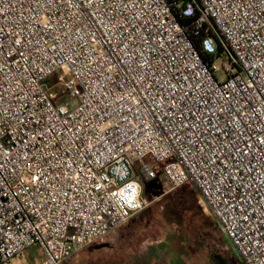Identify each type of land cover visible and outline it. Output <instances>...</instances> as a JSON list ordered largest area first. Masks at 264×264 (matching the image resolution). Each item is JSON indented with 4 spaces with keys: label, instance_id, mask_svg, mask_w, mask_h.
<instances>
[{
    "label": "built area",
    "instance_id": "built-area-1",
    "mask_svg": "<svg viewBox=\"0 0 264 264\" xmlns=\"http://www.w3.org/2000/svg\"><path fill=\"white\" fill-rule=\"evenodd\" d=\"M149 183L264 264V0H0V264L67 262Z\"/></svg>",
    "mask_w": 264,
    "mask_h": 264
},
{
    "label": "rangeland",
    "instance_id": "rangeland-1",
    "mask_svg": "<svg viewBox=\"0 0 264 264\" xmlns=\"http://www.w3.org/2000/svg\"><path fill=\"white\" fill-rule=\"evenodd\" d=\"M224 76L223 71L216 74L219 79ZM56 78L57 75L51 80L55 82ZM143 192L148 205L142 212L143 218L127 221L138 224L139 229L126 235L129 240L125 246L111 243L104 251L98 246L103 241L118 240L120 227L63 264H120L124 256L138 254L150 244L151 257L159 264H243L229 240L220 233L215 218L205 211L192 185L160 195L158 189ZM40 258L39 249L34 246L6 264H32Z\"/></svg>",
    "mask_w": 264,
    "mask_h": 264
},
{
    "label": "crops",
    "instance_id": "crops-1",
    "mask_svg": "<svg viewBox=\"0 0 264 264\" xmlns=\"http://www.w3.org/2000/svg\"><path fill=\"white\" fill-rule=\"evenodd\" d=\"M143 212V211H142ZM138 213L137 215L134 216V219H140V218H143V215H141V213ZM133 218V217H132ZM120 228V227H119ZM122 230L119 232L121 234V237L118 238V240L116 241H113V240H109V241H103V242H100L101 240L97 241V242H100L98 244L99 248H101V251H104V249H109L111 247V243L112 245H116L118 247L120 246H125L126 245V242L127 240H129L128 238H126L127 236L126 235H131V234H135L137 229H139L138 227V224L136 223H125L123 226H121ZM97 242L89 245V246H92V245H95L97 244ZM141 245H144L141 244ZM88 246V247H89ZM113 246V247H114ZM86 247V248H88ZM84 248V249H86ZM39 253L41 255V252L39 250ZM130 253H132L130 251ZM138 254H128V256H124L125 260L124 262H120V264H159L157 263V261L155 260L154 256L151 257V244L150 245H146L145 248L143 250H140V251H137ZM42 258V256H41ZM40 258V260H41ZM36 260V259H35ZM162 264V263H161Z\"/></svg>",
    "mask_w": 264,
    "mask_h": 264
},
{
    "label": "water",
    "instance_id": "water-1",
    "mask_svg": "<svg viewBox=\"0 0 264 264\" xmlns=\"http://www.w3.org/2000/svg\"><path fill=\"white\" fill-rule=\"evenodd\" d=\"M182 9H185V6L182 7ZM148 189V184H144V190L146 191ZM159 195L161 194V191L158 193Z\"/></svg>",
    "mask_w": 264,
    "mask_h": 264
},
{
    "label": "flooded vegetation",
    "instance_id": "flooded-vegetation-1",
    "mask_svg": "<svg viewBox=\"0 0 264 264\" xmlns=\"http://www.w3.org/2000/svg\"><path fill=\"white\" fill-rule=\"evenodd\" d=\"M153 184H154V183H149V184H148V189H147V190H149V189L151 190V189L154 187ZM159 190H160V189H158V192H159Z\"/></svg>",
    "mask_w": 264,
    "mask_h": 264
},
{
    "label": "trees",
    "instance_id": "trees-1",
    "mask_svg": "<svg viewBox=\"0 0 264 264\" xmlns=\"http://www.w3.org/2000/svg\"><path fill=\"white\" fill-rule=\"evenodd\" d=\"M186 21H188V20H186ZM195 189V188H194ZM195 192H196V195L200 198V196H199V193L197 192V190L195 189ZM141 215H143V213H141ZM144 216V215H143Z\"/></svg>",
    "mask_w": 264,
    "mask_h": 264
}]
</instances>
